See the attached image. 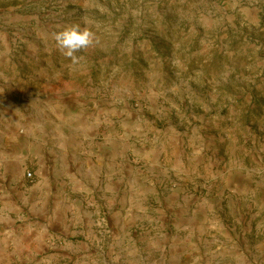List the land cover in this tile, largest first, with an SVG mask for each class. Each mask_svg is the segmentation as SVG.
Instances as JSON below:
<instances>
[{
	"label": "rangeland",
	"instance_id": "374dc122",
	"mask_svg": "<svg viewBox=\"0 0 264 264\" xmlns=\"http://www.w3.org/2000/svg\"><path fill=\"white\" fill-rule=\"evenodd\" d=\"M69 25L97 41L77 64L52 40ZM59 173L50 207L71 213L53 225L32 212ZM30 232L46 239L25 264H74L71 247L89 264H264V0H0V264H22Z\"/></svg>",
	"mask_w": 264,
	"mask_h": 264
},
{
	"label": "crops",
	"instance_id": "0c3cea01",
	"mask_svg": "<svg viewBox=\"0 0 264 264\" xmlns=\"http://www.w3.org/2000/svg\"><path fill=\"white\" fill-rule=\"evenodd\" d=\"M69 120L71 122L68 123V127L71 129V132H77V131H79L81 129L80 128V125H78V124L75 123V122H77L76 119H75L74 122H73V119H55V120L54 119H36V123H32L31 125L34 126V130L36 132H40V133L46 134V133H51L53 131L52 130V128H53L52 125H58L59 128L61 129L67 122H69ZM88 123L89 122L87 121V124ZM60 134H61V136H60L59 140L56 142V144L58 146L60 144L66 143L65 140H68V137L62 131H60ZM62 140H64V141L62 142ZM49 150H51V149H49ZM54 150H55V146L52 148V151H54ZM65 150H66V148H64L62 150V152H64L63 153V156L65 157L64 159H68L69 154ZM60 152L54 154L56 156L55 157L56 160L54 162L55 168H56V170H55L56 172H60L59 169L57 168L59 165L62 168V164H59L58 163V162H61L60 159L62 157V155L61 156H58V154ZM76 158H77V150L74 153H72L71 160L68 161L73 167H76L77 166V159ZM69 159H70V157H69ZM62 161H64V160H62ZM68 162H66V163L64 162V164L66 166V168H65L66 171H68V169L71 168V167H69L71 165ZM67 165H69V166H67ZM76 173L79 174L78 177H76V180L79 181V182H74L75 183V187L74 188H77L79 185H80V187H83V186L87 185V183L86 182H85L86 184H83L82 183V180H81L82 179V175L84 173L85 174L84 175V179L85 178H88L89 176H91L92 169H91L90 166H88L87 169L86 168L84 169V164L81 163L80 168L77 169ZM60 177H61V173L57 174L56 182L55 181L54 182H51V181H48L47 180L44 183H42V186L46 190L45 191V196L43 197L42 203L39 206V208L36 207L34 209V212H32V214H34L35 217H39V216L42 217L43 216V218L45 220L51 222L53 225H57V224L60 223V221L62 219V209H64V213L66 215L68 214V212L71 213V203H70V200H68V203H63L64 204V207L61 206L62 203H58V204L57 203H54L55 206L54 207H50V200H51L50 199V195H52V194L55 193L54 188L55 189L57 188L59 190V185H61L59 183ZM19 182H20V185L22 187H28L27 184L25 183V181H24V179H23L22 176L19 177ZM62 183L64 184V186H66V185H69L70 181L67 182V183L64 182V181H62ZM33 187L34 186H29V188L31 189L32 192H33ZM65 202H67V200ZM9 217H11V216H9ZM72 219H75V222L72 224L73 227H75V228H76L75 223H78V222H80L82 225L85 226V228H87V225L84 224V223L85 222L86 223H89L91 221L90 218L89 219L87 217H83L82 218L81 216L79 218H78V216H75V217L72 216ZM74 232L77 233L76 232V229H74ZM85 235L89 238V240L86 241V244H85L86 247L85 248H87L89 246L90 247H93V245L91 244V241H92L91 238H92V236L89 235V234H87V233H85ZM45 239L46 238H44V237L41 236L38 240H34V235H33L32 232H30L28 235H26V239H25L26 243L28 244V246L26 248H24V251H27L28 252L26 254V256L25 255H21V256L20 255H16V257L15 256H12V258L10 257V259H13V261H18V262H20L22 264H25L27 262L30 263L31 260H29V259H32L33 260V258L36 257V256H34L33 252L36 255H39L38 254L39 251L41 249H44V245L42 243L45 241ZM32 244H35L34 248H32ZM77 248L78 249H73V247H71V249L68 248L69 252L66 253V254H64L65 255L64 257H67L68 255H73V256H76V259H77L74 264H76V263L77 264H80L79 263L80 260H78V258H83L82 262L85 263V264H89V261L86 260V256H85V253H84L86 250H81V249H79V247H77ZM54 256L55 255H52L51 257H54ZM51 257H50V259H49V257H47V260H46V263L47 264H51V261L53 260V259H51ZM43 262H44V260H43ZM5 263H10L11 264V262H9V261L8 262H5Z\"/></svg>",
	"mask_w": 264,
	"mask_h": 264
},
{
	"label": "clouds",
	"instance_id": "9594fccd",
	"mask_svg": "<svg viewBox=\"0 0 264 264\" xmlns=\"http://www.w3.org/2000/svg\"><path fill=\"white\" fill-rule=\"evenodd\" d=\"M87 24V19H85ZM55 47L62 55L69 58L73 64L79 63L77 52L87 49L96 43L95 34L88 28L79 25H69L52 34Z\"/></svg>",
	"mask_w": 264,
	"mask_h": 264
},
{
	"label": "built area",
	"instance_id": "2783aa9c",
	"mask_svg": "<svg viewBox=\"0 0 264 264\" xmlns=\"http://www.w3.org/2000/svg\"><path fill=\"white\" fill-rule=\"evenodd\" d=\"M27 176H28V178H31L32 177V174L31 173H28Z\"/></svg>",
	"mask_w": 264,
	"mask_h": 264
}]
</instances>
